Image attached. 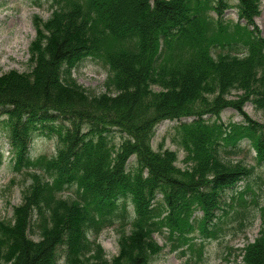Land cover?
<instances>
[{
	"label": "trees",
	"instance_id": "trees-1",
	"mask_svg": "<svg viewBox=\"0 0 264 264\" xmlns=\"http://www.w3.org/2000/svg\"><path fill=\"white\" fill-rule=\"evenodd\" d=\"M261 4L53 0L51 18L35 19L31 71L0 76L15 169L32 179L13 217L0 219V264H153L163 250L155 233L167 232L173 250L196 228L219 238L227 207L255 195L254 166L231 158L247 143L264 165V124L244 110L250 102L264 113ZM231 8L236 22L226 16ZM88 56L110 69L99 95L73 78ZM233 90L242 93L230 99ZM227 108L243 120L223 122ZM166 120L178 123L183 168L177 151L152 146ZM45 130L57 138L56 153L34 158L32 140ZM247 214L236 211L240 228ZM116 223L131 230H120L119 252L109 260L90 233ZM243 252L242 264H264V231Z\"/></svg>",
	"mask_w": 264,
	"mask_h": 264
},
{
	"label": "rangeland",
	"instance_id": "rangeland-1",
	"mask_svg": "<svg viewBox=\"0 0 264 264\" xmlns=\"http://www.w3.org/2000/svg\"><path fill=\"white\" fill-rule=\"evenodd\" d=\"M53 0H0V76L11 71L21 73L29 72L31 65V46L37 37L35 19L46 22L53 13ZM233 4H237L234 2ZM227 18L238 20L236 8L227 10ZM256 23L264 35V0L261 4V15L256 18ZM15 43H18L15 44ZM110 74L109 66L104 60L88 56L84 58L74 69L73 78L82 85L90 94H102L106 92V82ZM158 89L157 87L155 88ZM241 91L233 90L230 99H235ZM249 116L264 124V113L256 110L249 102L244 106ZM5 116L0 115V219H11L14 208L23 201L24 191L32 183L29 170L15 169V159L11 152L8 131L4 128ZM221 120L240 122L242 116L233 108H227L221 113ZM178 123L166 120L157 125L156 134L152 140L155 150L171 149L178 152V166L183 168L186 151L181 143V137L177 129ZM117 132V131H116ZM118 143L120 135L114 134ZM58 142L54 135L48 131H38L31 143V155L34 158L40 156L52 157L57 150ZM256 151L247 143H243V152L231 158L233 162L243 161L248 166H254L252 187L255 195L248 194L245 198L246 206H228L229 214L224 217V233L217 239L202 235L199 229L188 234L192 240L181 245L178 249H172V241L168 233H155L154 238L163 247L156 255L153 264H242L243 250L254 243L264 231V165H258ZM247 183H240L235 192L242 191ZM73 191H67L66 195H72ZM232 191L226 192L225 199L231 204ZM258 200L259 205L253 204ZM239 201V200H238ZM243 202V201H242ZM245 208V209H244ZM248 211L245 222L247 226L240 228V219L236 217V211ZM222 214V213H220ZM130 232L129 225L122 226L116 223L104 228L98 235L90 233V239L99 243L107 259L111 260L119 252L120 230ZM38 239V236L31 235ZM184 252V253H183Z\"/></svg>",
	"mask_w": 264,
	"mask_h": 264
},
{
	"label": "bare ground",
	"instance_id": "bare-ground-1",
	"mask_svg": "<svg viewBox=\"0 0 264 264\" xmlns=\"http://www.w3.org/2000/svg\"><path fill=\"white\" fill-rule=\"evenodd\" d=\"M15 44H17V45H18V43H15Z\"/></svg>",
	"mask_w": 264,
	"mask_h": 264
}]
</instances>
